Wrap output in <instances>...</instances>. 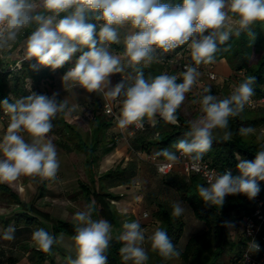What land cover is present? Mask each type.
Instances as JSON below:
<instances>
[{
	"label": "clouds",
	"instance_id": "clouds-1",
	"mask_svg": "<svg viewBox=\"0 0 264 264\" xmlns=\"http://www.w3.org/2000/svg\"><path fill=\"white\" fill-rule=\"evenodd\" d=\"M39 6L35 0H0V50L10 48L22 29L36 23L38 27L26 40V59L34 58L39 65L57 69L80 52L75 65L63 76V82L72 81L90 93L103 91L111 74L124 71L120 58L105 46L119 42L116 26L130 24L136 29L124 41L127 66L135 68L141 63L153 62L156 49L168 52L186 43L196 65L212 63L218 43L225 44L230 36L241 32H247L254 39L251 26L264 22V0H182L175 6L162 0H42L43 8L53 13L51 16L37 13ZM69 9H72L69 15L57 19ZM90 11L98 12L95 18L103 21L98 32L96 24L87 22L86 13ZM182 76V83H177L176 76L167 74L149 82L142 71H137L135 76L128 77L131 83L123 79L106 91L105 95L111 98L123 96L118 126L143 127L144 118L154 121L157 115L175 123V113L185 93L197 80V69L186 65ZM254 81L255 77L246 78L233 86L231 94L224 99L211 94L202 97L203 115L191 121L190 130L185 133L190 139H180L175 145L177 151L191 158L193 167L210 150L215 130L223 131V141L232 139L229 118L240 116L245 106L251 104ZM0 107L10 118L0 140L3 156L0 183H11L21 176L55 180L59 161L55 145L46 137L53 127L52 120L65 112L66 102H58L55 94L48 97L33 93L12 102L0 101ZM24 132L31 138L30 142L21 135ZM254 133L253 127L239 129L243 137ZM256 139V157L253 161H239L238 176L214 172L209 175L207 186H198V196L205 204L221 208L226 196L243 194L254 199L259 194L258 182L264 181V132ZM163 153L171 161L177 159L166 149ZM92 211L89 205L74 215L76 258H69L68 264H108L105 253L112 239V225L105 219L93 220ZM184 211L182 202H173V216L179 217ZM224 225L232 226L228 221ZM123 229L119 239L123 242L120 252L124 262L145 264L148 255L142 245L146 238L151 250L165 259H178L181 255L160 227L147 237L139 222H125ZM14 233L15 229L10 226L4 230L3 239L13 240ZM32 240L38 250L49 252L55 237L38 228L32 233ZM259 251V243L250 241L245 259L248 253Z\"/></svg>",
	"mask_w": 264,
	"mask_h": 264
},
{
	"label": "trees",
	"instance_id": "trees-1",
	"mask_svg": "<svg viewBox=\"0 0 264 264\" xmlns=\"http://www.w3.org/2000/svg\"><path fill=\"white\" fill-rule=\"evenodd\" d=\"M162 2L175 6L182 3V0H162ZM36 11L44 16L53 15V13L43 7L37 8ZM71 11L72 9L61 12L59 16H57V19L69 15ZM97 15L98 12H87L86 19L87 22L97 25L98 32L103 21L97 20L95 18ZM37 27L38 25L36 23H32L30 26L22 29L10 48L12 47L13 49L19 46L18 50H21L23 47L21 43L23 39L28 37ZM250 31L254 34V39H251L247 32H241L238 36H230L225 44L218 43L213 62L225 59L233 70L230 75L231 79L237 84L248 77H255L253 96L257 97L264 95V22L254 23ZM108 45L115 48L117 52L125 53L126 49L123 46H119L115 43ZM10 48L0 50V101L9 99V102H12L18 98L27 97L31 95V92L37 89L38 86H41V84H47L50 87L55 71L66 72L68 68L75 65L76 60L81 54L77 52L71 60L66 62L62 67L52 69L39 65L34 58L26 59L25 55L19 56L17 54L13 57V62L9 61V51L12 50ZM83 50L87 51L86 48ZM153 55L155 56L153 62L144 68L124 66V68H129L127 72L129 75L128 77L135 76L137 71H142L144 78L150 82L156 76L162 74L175 76L179 68L181 70L179 71L177 83H182V73L184 72L182 67L183 63H195L191 57V50L186 48V44L178 46L168 52L156 49ZM179 59H184L183 63L181 62L182 64L179 67H174V62H179ZM221 94L222 97L219 99H224L231 94V91L226 92L223 90ZM100 107L101 102L98 100L85 103V108L90 117V126L93 130L91 142H89L88 139H83L80 133L63 121V112L58 116L59 121L53 119L52 123L60 126L58 122L62 120L64 125L69 128L70 134L66 137L61 146L66 149L73 147L84 154L85 167L90 178L89 181L79 179L78 187L87 203L92 206L94 210L93 213L98 217V220L105 219L114 227L117 224V215L113 206L109 203L108 198L115 197L107 188L117 183H130L132 177L136 174V163L130 161L125 167L118 165L115 168H110L102 174H99V156L96 153L97 147L103 144L105 146L103 152H109L115 147L114 141H112L109 146L104 143V132L112 125L114 117L108 116L106 113L100 111ZM261 107H264V105ZM175 115V123L166 122L159 115L156 116L154 121L144 118V128L138 129L137 135L131 140V145L134 150H140L151 155L148 156L146 160L152 167L153 174H158L160 176L161 182L165 188H175L177 191L174 189V192L179 193V198H182V200L189 205L194 216L204 222V229L188 238L183 250L180 251V256L184 260H188L191 257H200L202 259L200 264H241L239 262V256L243 239L240 237L236 243H229L230 241L227 240L224 222L233 212L237 214L242 210H249L246 198L242 194H237L234 195L237 197L235 200H229V196H226L225 203L221 208L211 206L205 204L198 196V186L201 184L207 186L198 175H190L188 182L185 177L182 176L180 180L181 183L179 184L178 180H171L170 178L165 179L164 176L166 175H161L157 172L155 159H167L163 150L166 149L168 152L176 155L178 152L175 148L177 142L180 139H190L185 136V133L190 130L191 121L180 112L179 108ZM261 122H264V117L256 118V120H253L248 125L252 126ZM242 123H244V120L241 114L238 117L229 118V129L233 134L232 139L223 141V135H214L215 139L212 142V146L203 157L220 168L237 165L236 153L241 155L243 160L253 161L256 157L258 144L239 134ZM238 175V170H235L234 176ZM39 179L41 185L38 187L36 199L43 195L45 188L43 178L40 177ZM258 183L260 187L259 194L264 195V181ZM3 189L9 190V187L7 185H0V190L3 191ZM158 190L159 189L153 194V202L156 201L155 215L158 216L161 221V228L167 232L171 242L176 247L183 233L184 221L181 218L182 215L179 216L180 218L173 216L172 208L165 205V203H162V201L157 198L159 196V194H157ZM179 198L176 200L180 201ZM16 202L23 204L18 197ZM24 206L28 211H26L27 213L24 215H21V217L27 224L34 225L37 216L51 222V230L48 231V233L52 234L54 237L59 233L71 237L75 235V224L71 221L52 218L49 213L39 209L34 202L27 205L23 204V207ZM21 217H19V219ZM211 240L218 241L219 243L212 247L210 245L212 242ZM208 245H210L211 249ZM227 245H229L230 248L226 252ZM121 247L122 241L117 236L112 237L109 248L105 253L108 257V264H121ZM42 252H37L39 254L38 259L40 263L50 256H45L47 252ZM225 253L227 254L225 255ZM227 256L228 259L225 258Z\"/></svg>",
	"mask_w": 264,
	"mask_h": 264
},
{
	"label": "rangeland",
	"instance_id": "rangeland-1",
	"mask_svg": "<svg viewBox=\"0 0 264 264\" xmlns=\"http://www.w3.org/2000/svg\"><path fill=\"white\" fill-rule=\"evenodd\" d=\"M35 2L38 5H40L39 7H43L42 6V0H35ZM116 27H117L118 36H119V42H117V43L125 44L124 41H125L126 36L128 35L126 33H128V32H125V30H122L121 29L122 26H116ZM125 34H126V36H125ZM26 40H27V37L25 39H23V41L21 42L23 45L21 50H18L19 46L16 48H13V49H12V47L10 48L12 50L9 51V56H10L9 61L13 62V57L17 54L19 56L25 55V53H26ZM183 60L184 59H179V62H176V63L174 62L173 66L174 67L175 66L176 67L181 66V64L183 63ZM126 63H127L126 58H123L121 60L122 66H123V64H126ZM217 63L218 62L216 61L215 64H217ZM224 63H226L227 66L230 67L226 60L224 61ZM188 66L195 67L197 69L198 76H197L196 82L191 86L190 91L185 93V99L182 102V104L180 105L179 109H180V112L184 116H186L190 121H193L195 119H198L201 115H203V113L201 112L200 100L202 99V97L204 95L211 94L213 96H216L217 99H219L222 97L221 91L225 90L226 92H229V91L232 92L233 86L237 85V83L231 79L230 75L229 76L220 75V73L217 72L218 68L213 67L209 64L201 63L200 65H196L195 63L192 64L189 62ZM183 69L185 71V68H183ZM180 70L181 69L178 68L177 71L179 72ZM209 70H212L217 74L218 77L216 80H210L207 77V72ZM221 80H223V81H221ZM205 89H209L210 90L209 93L205 92ZM50 96H51V94H50ZM120 106H122V104ZM261 106L262 105L259 104V106H257L258 108L253 109V110H251L248 107H245L244 111L241 113V117L244 120V123H242L241 126L242 127H253L255 129L254 134L247 136L245 138L252 140L256 144H258L256 137L259 136L261 134V132H264V122L254 124L252 126H249L248 124L250 122H252L253 120H256V118L264 117V107H261ZM73 107L74 106L67 105V107L65 109L66 110L65 117L67 119H69L71 121V123L75 124L79 128L88 129L87 128L88 122H84L82 119H81V121L79 120L80 114H84L81 116V118H83V119L87 118L88 111L85 108V104L83 103V104L79 105V107H77V108H73ZM113 109H114V107H113ZM114 111H115V109H114ZM106 115H108V114H106ZM108 116L114 117L115 115L112 114V115H108ZM154 119H156V117ZM134 127L135 126L133 125V130H135V131L133 134H131L127 137V141H126L127 143L131 142L132 138L136 134L135 132L138 131ZM213 134L214 135H223V131L217 129L214 131ZM73 153H75V154H73V156L76 155L74 157H76L75 162H76V168L79 172V178L84 180V181H88L87 180L88 178H86V174L83 171L84 169H82V166H81V164L83 162V155L77 151H73ZM144 157H145V159H148L146 154H144ZM2 158H3V156H2V154H0V159H2ZM236 158H237L238 162L240 160H243L242 156L239 154L237 155ZM141 169H142L141 175L143 176V181L145 182L144 192H145V200H146L145 204H147V207H145L146 209L141 210L138 213V217H137L136 222L140 223L141 228L145 231V235L147 237L148 235H151V233L157 227L161 228V221L158 218V216L155 215L156 214L155 213L156 203L152 204V206H150V204L153 202V194L155 193V191L157 189H159L158 193H157V194H159V196L157 198L160 201H162V203H165V205L170 206L171 208H172L173 202L179 198V193L174 192L175 188H165L161 182L160 176L158 174H153L152 167L149 164H147V165L144 164V166L141 167ZM181 173L182 172H180L179 169L176 168V169L172 170L171 172H169L168 174H166V176H164V177H165V179L170 178L171 180H173V179L178 180V183L180 184L181 183L180 180H181L182 176H184L188 182L190 179V175H185V174L183 175ZM39 178H40L39 176H36V177L21 176L16 181L8 183V184L6 183V184L9 185L11 187V189H13L14 191H17V193H19V191H21L19 188H21V185H22L23 189L26 190L24 193L26 194L25 196L27 197V201L34 202L35 205L40 209L39 198H37V199L35 198L36 194L38 193V187H40V185H41ZM76 192L80 193V191H76ZM236 198L237 197L234 195H229V200H235ZM179 199L185 207V211L183 212L182 216L180 215L184 221V228H183V233H182L181 237L179 238V240L176 244V247L178 250L182 251L184 245L186 244V242L188 240V238L195 233L201 232L204 229V222L197 219L194 216L192 209L189 207L188 204H185L186 202L184 200H182V198H179ZM108 201L114 208V205H115L114 200L112 198L110 200V197H109ZM76 206L79 209H82L79 202L76 203ZM114 210H115L116 215H117V218H116L117 224L114 227L116 229V236L119 238V236L122 235L124 232L122 230V227H121V226H123V223L120 222L121 215L118 213V211H116L115 208H114ZM93 211H92V216H94V217H92V219L98 220V217L93 213ZM45 212H47V211H45ZM17 213H18V210L15 213H13V211H11L9 214L6 213V215H5L6 217H0V264H68L69 258H71V259L76 258V251H75L73 237L66 235V234H63V233H59V234H56L55 242L53 243L50 251L45 254V256H47V255H50V256L48 258H46L45 261L40 263V260L38 259L39 254L37 252L38 251L40 252L41 250H38L37 246L35 245L34 241L32 240V233L38 228H43L47 232L50 231L51 230V222L49 220H43L37 216H36L37 220H35L34 225L27 226L28 230L22 231V233H20V235L16 236L15 239H13V240H4L3 239L4 230L9 228L10 226L11 227L15 226V228L18 226L26 227V225H24L23 221H20V220L17 221V218H18ZM47 213H49V212H47ZM144 213H147V215H144ZM49 214L52 218H57V217L53 216L51 213H49ZM235 216H236V213L233 212V213H231V215L229 217H227L225 219V221L231 222V225H232L230 227L226 226V228H225L227 240L230 241L229 243H236L241 237L240 229L234 225ZM6 223L7 224L9 223V224L6 226ZM114 234H111V235L113 236ZM26 239H28V240H26ZM211 241L212 242L210 245L212 247L219 243L218 241H215V240H211ZM210 245H208V246L210 247ZM122 246H123V242H122ZM142 247H144V249L148 255V260L145 262V264H200L202 261V259L200 257H191L188 260H184L181 256L178 259H176V258L165 259V258L161 257L158 253L153 252L151 250V245H150V242L147 240V238H146L144 244L142 245ZM229 248H230V246L227 245L226 246V252ZM210 249H211V247H210ZM42 253H44V252H42ZM226 254L227 253H225V255ZM225 258L228 259V256ZM121 264H133V262L132 261L124 262L122 259V255H121Z\"/></svg>",
	"mask_w": 264,
	"mask_h": 264
},
{
	"label": "crops",
	"instance_id": "crops-1",
	"mask_svg": "<svg viewBox=\"0 0 264 264\" xmlns=\"http://www.w3.org/2000/svg\"><path fill=\"white\" fill-rule=\"evenodd\" d=\"M121 29L125 30V32H128L126 33L128 35L136 31V29H133L130 24L123 25ZM115 44L125 47V44L122 43H115ZM105 46L108 48L109 52L112 55L121 58L120 60L126 58L124 56V53L117 52V50L115 48H112L110 45H105ZM186 48L190 49L188 43H186ZM224 61H225L224 59H221L217 61L218 62L217 64H215L216 61H214L212 62V64L209 65L213 67H217L218 68L217 72H219L220 75L229 76L232 74L233 70L230 67H228L227 64L224 63ZM148 65H150V63L148 64L141 63L140 65H137L135 67L144 68ZM123 66H127V63L123 64ZM69 70L70 69L68 68L67 71ZM128 71L129 68H124V71L122 73L111 74L108 78L109 79L108 87L105 88L103 91H99V92L90 93L72 81L63 82V76L65 75L66 72H60V71H55L54 78L50 86L51 89L50 97H52L53 94H55V98L58 102L65 101L66 105L74 106L73 108H77L79 107V105L83 103L84 104L90 103L94 100H98L101 102L100 111L102 112H103V105L106 102L111 103L112 107H114L116 111L114 114L115 116L112 120V125L104 132V143H106L105 145L109 146L110 143L114 141L115 147L109 152H103V148L105 146L103 144H100L97 147L96 153L99 156L98 159L99 174H102L104 171L110 168H115L118 165H120L121 167H125L130 161L136 163V174L135 176L132 177V181L130 183H117L114 185H110L107 188L109 192L114 194L115 198H112L115 202L114 208L121 215L120 222L123 224L125 222L137 221L138 213L141 210L146 209L145 207H147V204H145L146 200H145V192H144L145 182L143 181V176L141 175L142 173L141 167H143L144 164L146 165L148 164V161H146L144 157V154L146 153L140 150H134L131 145V142L128 143L126 142L127 137L133 134L135 131L133 130L134 124L128 125L125 128H120L118 126V117L120 116V112L122 108V106L120 105L122 104L123 96H120L121 102L117 103L114 101V98L105 95L106 91L115 87V85L117 83L122 82L123 79L127 80L128 83H131V80L128 79L129 76L127 74ZM175 76L177 78L179 77L178 71L176 72ZM65 114H66V110L65 112H63V121L68 123L78 133H80L83 139H88L89 142H91L93 136V130L90 126L91 123L89 119L90 117L87 115L88 119L87 118L83 119L81 118V116L84 114H80L79 120L81 121L82 119L84 122H88V127H87L88 129H82L76 126L75 124L71 123V121L65 117ZM59 115L60 113H58L54 119L59 121V117H58ZM64 122H62V120L58 122L60 126L52 123L53 127L46 137V139L51 140V142L56 147L57 159L59 161V169L57 172V178L55 180L43 178L45 182V188L43 195L39 198V202H40L39 207L41 210L51 213L53 216L57 217V219L67 220V221L69 220L75 224L74 222L75 213L77 211L85 210V208H87L89 204L83 197L82 192L78 187V181L80 178H79V172L76 168V162H75L76 157H74L76 155L73 156V154H75L73 153V151H77L83 155V162L81 166L82 169H84L83 171L85 172L88 181L90 180V178L86 171L84 154L73 147H71L70 149H66L61 146L64 143L66 137L69 136L70 134V130L64 125ZM137 132L138 131L135 132L136 133L135 135H137ZM3 135H4V125L3 123L0 122V140H2ZM23 136L26 141L30 142L31 138L28 136V134H24ZM146 155L147 158L148 156H151L149 154ZM7 184L0 183V185H7ZM7 186L9 187V190L3 189L4 192L0 190V217H6L5 216L6 213L9 214L11 211L15 213L18 210L17 221L19 220L23 221L24 225H26V227L18 226L16 228L15 226H13V228L15 229V233H14V239H15V237L20 235L22 231L28 230L27 226L31 225V224H27L24 220H22L21 217V215H24L25 213H27L26 211H28L25 206L23 207V204L27 205L31 202L27 201V197L25 196L26 194L24 193L26 190L23 189L22 185L21 188H19L21 190L19 191V193L11 189L9 185ZM76 191H80V193H77ZM17 197L20 199L21 202H23V204L16 202ZM78 202L80 203L82 209H79L76 206V203ZM152 204H155V202H152L150 206H152ZM19 217L21 218L19 219ZM8 224L6 223V226ZM121 227L122 230L124 231L123 226ZM111 234H114L112 237L116 236L115 227H112Z\"/></svg>",
	"mask_w": 264,
	"mask_h": 264
},
{
	"label": "built area",
	"instance_id": "built-area-1",
	"mask_svg": "<svg viewBox=\"0 0 264 264\" xmlns=\"http://www.w3.org/2000/svg\"><path fill=\"white\" fill-rule=\"evenodd\" d=\"M186 65L188 64L183 63L182 67L185 68ZM72 67L73 66H71L69 69H71ZM207 77L210 80H216L218 76L214 71L209 70L207 72ZM33 93L49 97L51 94V89L47 84H41V86H38L37 89L31 92V94ZM114 101L120 103V97L114 98ZM259 104L264 105V95H260L257 97L252 96L251 104L246 105V107L255 109L257 106H259ZM103 112L108 115L115 114L111 103L108 102L104 103ZM0 122L4 125L5 134L10 122V118L5 113L2 107H0ZM134 126L137 130L144 128V125L143 127H137L134 124ZM21 134L24 135L27 133L24 132ZM237 155L238 154L236 153V157ZM176 157L177 159L175 161H171L169 159H155L157 172L161 175H166L177 168L183 174L198 175L207 184L209 175L213 174L214 172L218 174L231 172V174L234 176L235 170L237 171V165L225 166L220 168L212 164L207 158L204 157L201 161L195 162L196 167H193L194 162L191 160V158L183 155L179 151L177 152ZM243 196L248 202L249 210H242L241 212L236 214L234 219V225L240 229L241 238L243 239V243L241 244L239 262L241 264H264V195L258 194L254 199H249L245 195ZM144 215H147V213H144ZM252 240H255L259 243L260 251L256 253H248L247 258L245 259V253L248 249V244Z\"/></svg>",
	"mask_w": 264,
	"mask_h": 264
}]
</instances>
